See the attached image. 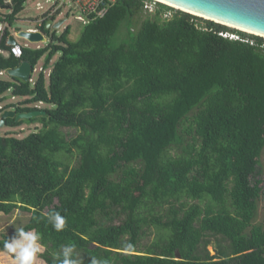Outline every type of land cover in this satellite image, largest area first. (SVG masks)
Returning a JSON list of instances; mask_svg holds the SVG:
<instances>
[{
  "label": "trees",
  "instance_id": "1",
  "mask_svg": "<svg viewBox=\"0 0 264 264\" xmlns=\"http://www.w3.org/2000/svg\"><path fill=\"white\" fill-rule=\"evenodd\" d=\"M148 1L105 0L107 12L91 13L77 41L68 26L45 46H23L21 57L0 51L4 74L43 59L34 81L0 78V103L9 92L23 98L1 105L0 119L6 109L47 112L5 121L41 126L0 134V212L31 214L22 227L42 234L46 264L70 243L85 264L91 255L264 264V37L162 2L150 12ZM26 2L0 0V49L10 52L9 28ZM58 13L43 15L44 32ZM230 31L241 39L221 34ZM53 210L67 217L61 232L43 216Z\"/></svg>",
  "mask_w": 264,
  "mask_h": 264
},
{
  "label": "rangeland",
  "instance_id": "2",
  "mask_svg": "<svg viewBox=\"0 0 264 264\" xmlns=\"http://www.w3.org/2000/svg\"><path fill=\"white\" fill-rule=\"evenodd\" d=\"M157 2H160V1H158V0L148 1L149 7H147V8L149 9L150 12L155 11L156 7L158 6ZM38 3L43 5V7L39 8ZM51 4L52 3H49L47 0H27V2L25 4V9L19 14L18 19L14 22L13 26H10V28H9L10 32L14 33L16 27H22L23 30L39 28L40 20L43 18V15L45 14V12L50 8ZM171 7H173V6H171ZM173 8H175V10L177 9V7H173ZM5 10H7V9H5ZM177 10H180V9H177ZM167 13H168L167 16H171L172 14L175 13V11L169 10ZM79 14H81L80 7L78 5H76L74 2L69 1L60 9V13L57 14V17L55 20V22H57L63 18H67L66 22L59 28H51L50 30H47V32H45V34L47 35V38H48L47 42L32 43V42H30L24 38H18V42L22 46H28L31 48H37V47L45 46V45L49 44L50 42H52V40H53L52 36L54 33H56L59 36L65 31V29L68 26H70V28H71V34H70L71 40L77 41L80 38L82 31L85 27V23L76 18V16ZM195 16H197V15H195ZM204 19L206 20V18H203V20ZM201 23L206 24L205 21H201ZM231 28H233V27H231ZM235 29H237V28H235ZM230 33L232 34L233 32L230 31ZM119 38L120 37H118L117 41H119ZM59 56H60V54H57L54 57L52 64H54L57 61ZM42 65H43V59L38 64L37 69L35 70V72L33 74L32 81H34L37 78V76H38V74L42 68ZM47 72H49V70ZM0 78L9 79L10 76H8V74H4V75H0ZM8 95H9L8 99L4 103H0V106L4 105L6 103L17 102V101H20L23 99L22 97L13 98L11 96L10 92L8 93ZM38 106L40 108H45V107L51 108V107H53V105L47 104V103L38 104ZM40 126L41 125L39 123L38 124H25V125H23L21 127H17V128H10V127H6V126L1 127L0 126V134H5V133H7V131H13V132L17 133V136L25 137L29 133L37 131L36 128H40ZM63 131L68 136H74L78 133V130L75 128H63ZM261 170H262V178H263V184L262 185L264 187V152H263L262 157H261ZM30 216H31V214L29 212H24L21 210H16L15 212H13L10 215H4L0 212V239L2 238V236L4 234L9 235V234L17 231L16 227L24 226L28 222ZM13 217H16L15 224L8 225V221L10 219H12ZM263 218H264V193H263V197L260 201L259 220L262 221ZM153 230L154 231L145 240V242H150L156 237V235H157L156 231L154 228H153ZM209 250L211 251L212 254H214L215 253V245L209 246ZM44 251H45V247H44ZM0 264H15V262L11 256L6 254L4 251L0 250ZM36 264H46V262L41 256H39L37 261H36Z\"/></svg>",
  "mask_w": 264,
  "mask_h": 264
},
{
  "label": "water",
  "instance_id": "3",
  "mask_svg": "<svg viewBox=\"0 0 264 264\" xmlns=\"http://www.w3.org/2000/svg\"><path fill=\"white\" fill-rule=\"evenodd\" d=\"M165 1L179 6L180 8L177 7V9L190 14H193L192 12H196L201 15H194L229 27H233L229 24L243 27L260 34L248 32L240 28L237 29L264 37V35H261L264 34V0H161L160 2L172 6ZM6 9H10V7H6ZM66 20L67 18H63L54 22V20L50 19L46 23V29L50 30L51 28H59L66 22ZM18 38H24L32 43H44L48 41L47 35L41 30L34 32L31 30H23L22 27H16L15 32L9 35L8 45L12 46L19 43ZM34 72L35 68L32 63L28 60H24L17 67L8 70L7 74L11 77L28 82L32 80ZM46 113L47 112L44 109L20 113H18L14 108L6 109L1 114L0 126L4 127L5 121L8 118H16V120L19 121L21 119L46 115Z\"/></svg>",
  "mask_w": 264,
  "mask_h": 264
},
{
  "label": "clouds",
  "instance_id": "4",
  "mask_svg": "<svg viewBox=\"0 0 264 264\" xmlns=\"http://www.w3.org/2000/svg\"><path fill=\"white\" fill-rule=\"evenodd\" d=\"M43 216L56 232H61L65 229L67 217L60 211L53 210L43 214ZM15 220L16 217L10 219L8 225L15 224ZM16 228L17 231L14 236L9 238L6 235L0 241L4 252L14 259L15 264H36L38 257L44 252V247L41 243L42 234L35 229ZM51 255V264H85L84 257L77 251L75 244H62L59 250ZM91 257L89 264H113L110 258H98L94 255H91Z\"/></svg>",
  "mask_w": 264,
  "mask_h": 264
},
{
  "label": "built area",
  "instance_id": "5",
  "mask_svg": "<svg viewBox=\"0 0 264 264\" xmlns=\"http://www.w3.org/2000/svg\"><path fill=\"white\" fill-rule=\"evenodd\" d=\"M11 1V0H9ZM49 3H52L50 8L45 12V13H48V15H53L54 13H56L58 10H60L67 2L69 1H72L74 2L76 5H78L81 9V14L77 15L76 18L80 21H83L85 24L89 22V16L91 13L93 12H97V15L98 16H103L106 12H107V8L106 6L103 5L102 8H99L105 0H47ZM109 1H112L114 2L115 0H109ZM39 5V8H42L43 5H41L40 3H38ZM145 7H149L148 5V2L146 3ZM46 18H42L40 20V23H39V28H36V29H29L31 31H43L41 29V26L43 24V21L45 20ZM5 25L4 24H0V34L3 35V32H4V27ZM44 32V31H43ZM223 36H226V37H230V38H234V39H241L240 36L238 34H234V33H221ZM0 51L3 53V49H0ZM8 53H12L14 54L16 57H21L22 54H23V46L20 44V43H17L15 45H12L11 46V49H10V52L8 51ZM18 53V54H17ZM37 68H35L36 70ZM42 69V68H41ZM5 72L4 71H0V74H4Z\"/></svg>",
  "mask_w": 264,
  "mask_h": 264
},
{
  "label": "bare ground",
  "instance_id": "6",
  "mask_svg": "<svg viewBox=\"0 0 264 264\" xmlns=\"http://www.w3.org/2000/svg\"><path fill=\"white\" fill-rule=\"evenodd\" d=\"M161 1V0H160ZM162 1H164V0H162ZM166 3H168V4H170V5H172V6H175V7H178V8H180L179 6H176V5H174V4H171V3H169V2H167V1H165ZM183 9V8H182ZM185 10V9H184ZM191 12V11H190ZM193 14H198V13H196V12H192ZM198 15H201V14H198ZM206 17V16H205ZM230 26H233V27H236V28H240V29H242V30H246V31H248V32H254V31H252V30H249V29H246V28H243V27H239V26H235V25H232V24H229ZM254 33H257V34H260V33H258V32H254ZM261 35H264V34H261Z\"/></svg>",
  "mask_w": 264,
  "mask_h": 264
},
{
  "label": "crops",
  "instance_id": "7",
  "mask_svg": "<svg viewBox=\"0 0 264 264\" xmlns=\"http://www.w3.org/2000/svg\"><path fill=\"white\" fill-rule=\"evenodd\" d=\"M55 22V21H54ZM12 34V33H11ZM1 37H2V34H0V40H1ZM8 39H9V37H8ZM4 52V54L5 55H8L9 53H8V51H6V50H3ZM1 75V74H0ZM2 75H4V74H2ZM13 98H15V97H13ZM42 104V103H41Z\"/></svg>",
  "mask_w": 264,
  "mask_h": 264
}]
</instances>
